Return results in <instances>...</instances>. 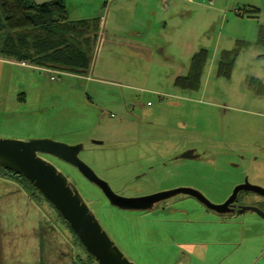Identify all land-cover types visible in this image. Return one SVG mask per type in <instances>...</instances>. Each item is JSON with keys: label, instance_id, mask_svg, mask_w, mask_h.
Wrapping results in <instances>:
<instances>
[{"label": "rangeland", "instance_id": "1", "mask_svg": "<svg viewBox=\"0 0 264 264\" xmlns=\"http://www.w3.org/2000/svg\"><path fill=\"white\" fill-rule=\"evenodd\" d=\"M77 1L75 11L111 13L104 34L98 33L100 44L86 46L88 71L77 78L58 68L47 73L30 48L18 50L19 43L42 40L7 31L0 14V138L81 144L79 157L123 198L191 187L218 203L246 179L264 188V0H178L179 6L174 0ZM135 30L145 43L163 44L170 59L159 57L157 48L146 55L123 42L109 46L105 34L129 42ZM200 50L205 60L192 87L176 88V75L192 68ZM192 148L202 159L178 157ZM41 155L76 184L134 264H207L200 247L195 256L186 252L184 243L191 241L221 243L223 258L208 262L229 264L223 255L233 252L228 243H264V232L248 220L254 211L219 214L185 193L151 210L121 209L76 168ZM31 196V208L20 196L6 209L0 204V243H49L50 259L68 248L76 263L98 264L56 209L35 190ZM234 203L262 207L264 197L240 190ZM241 251L252 257L248 247Z\"/></svg>", "mask_w": 264, "mask_h": 264}, {"label": "water", "instance_id": "2", "mask_svg": "<svg viewBox=\"0 0 264 264\" xmlns=\"http://www.w3.org/2000/svg\"><path fill=\"white\" fill-rule=\"evenodd\" d=\"M102 144L100 140L93 141ZM81 144L74 146L51 139L0 138V167L26 178L69 224L86 251L98 264H134L104 230L95 214L83 199L76 184L41 154L53 155L73 166L89 182L100 188L109 202L125 210H151L161 200L178 193L196 197L207 208L225 213L234 211L233 201L240 190L258 193L264 197V188L250 184L247 179L234 187L222 203L211 202L201 191L191 187L162 190L146 196L123 198L116 194L80 157ZM196 149L184 151L183 158L199 159ZM252 210L264 218V211L257 206H239L238 212Z\"/></svg>", "mask_w": 264, "mask_h": 264}, {"label": "trees", "instance_id": "3", "mask_svg": "<svg viewBox=\"0 0 264 264\" xmlns=\"http://www.w3.org/2000/svg\"><path fill=\"white\" fill-rule=\"evenodd\" d=\"M249 12L257 15L259 9L251 8ZM0 14L7 31L42 40V42L35 40L31 44L19 43L16 47L18 50L23 45L30 48L33 61L38 59L45 67L59 68L76 74L87 72L90 60L86 46L94 38L89 36L93 32L91 27L95 25L97 28L99 20L67 22L64 0H50L43 3H36L34 0H0ZM205 55V50H200L193 56L191 71L184 79L178 80L179 85L189 80V85L183 88L192 87L191 80L197 78L199 65L203 64ZM0 175L15 181L26 192L33 194L35 190L42 196L23 176L2 167H0Z\"/></svg>", "mask_w": 264, "mask_h": 264}, {"label": "crops", "instance_id": "4", "mask_svg": "<svg viewBox=\"0 0 264 264\" xmlns=\"http://www.w3.org/2000/svg\"><path fill=\"white\" fill-rule=\"evenodd\" d=\"M34 1L36 3H43V2L50 1V0H34ZM106 2H107V0H104V5L106 4ZM64 3H65L66 8H67V22H69V23H71V22L72 23H75V22L78 23V22H81L84 20H90V22H91V21H93V19H96L97 21L99 20L97 28L95 25L92 24L93 26L91 28H92L93 32H91L89 34V36L94 37L92 39V42H94V41L97 42L98 33L100 32V27H101L100 17L102 15H104V12L101 11L100 8L96 9L95 7H91L89 10H86L85 12L78 11V10L75 11L74 7L78 5L77 3H79V1H77V0H76V2H75V0H64ZM172 3L177 4L179 6L178 0H174V1H172ZM82 4H83V2H82ZM110 16H111V13L109 12L108 18ZM108 18H107V20H108ZM106 25H107V23H106ZM105 27H103V29H102L103 34L105 32ZM105 35L108 36L109 46H111L112 44L118 46L119 44H121L123 42L124 46L134 48L136 50H140V52L144 51V52H146V55L152 54L153 50L156 48L158 49L157 55H159V57H164V55H167V53L165 54L166 47L163 44H156L155 45V44H151V43H149V44L145 43V41H142L139 38V33L136 30L134 32L133 31L128 32L127 39L129 40V42H126L123 40L120 41L121 38L117 34L115 35L112 33L111 35L110 34H105ZM130 50L131 49H129V51ZM197 53H195L194 55H196ZM168 55L165 58L170 59L169 58L170 56H168ZM165 62H168V60H165ZM191 67H192V63H191ZM45 69H46L45 71L48 73L50 71L49 69H52V68L45 67ZM59 71H61V69ZM63 71H65V70H62L61 72H63ZM190 71H191V69L184 74L178 75V77L176 75V77H177V79L175 77V87L176 88H180V85L182 87H187V85H189V81H184L183 83H182V81H180L182 84L179 85L178 80L184 79L187 76V74L190 73ZM67 72L69 73V74H67L68 76H72L74 78H77L75 76L77 74L69 72V71H67ZM93 72L95 74V71H93ZM83 75H86V74H83ZM83 78H84V76H83ZM49 79H50V77H49ZM59 79L60 78L58 77L56 80H51V79L50 80L51 81H58ZM131 105L134 106V105H136V103H132ZM138 105L141 107L144 106V104H142V103H138ZM126 114H127V116L132 117V118L134 116L133 112H126ZM19 196H20V198L21 197L23 198L22 201L25 202L26 207L30 206V208H31L33 206L32 205L33 200H32V196L30 193H28L24 189H22L15 181L7 179L5 177H2L0 175V204H2L1 209H6L9 202H11L15 205V203L13 201H17V199H20ZM213 212H215V211H213ZM227 213H229V212H227ZM219 214H225V213H219ZM214 215H216V214H214ZM216 216H219V215H216ZM245 217L246 216H244L243 218H245ZM222 218H224V217H222ZM248 220H249V222L250 221L252 222L251 224H253L255 226L258 225L257 229L262 230L260 232V234H262L264 232V219L263 218H261L259 215L255 214V215H249ZM256 235H259V234H256ZM12 244H16V243H0V264H78V263H76L74 257L70 256V252H69L68 248H66V250H63L61 248L58 252H56L58 254V256L54 257V258L52 257V259H50V257H49L50 253L51 254L55 253L54 250L52 249V246H54L52 244L50 245L49 243H46V246H45L44 243H42V244L41 243H25V244H27V246H25V244L22 243L21 247H19L18 244H16L15 246H13ZM184 244H186V250H187L186 252L190 253V255H192V256L196 255L195 250H196V248L200 247L203 251V253H202L203 256L200 255V256H202L200 258H203V260L206 261L207 264H212V262H208L210 260H214L217 258H220V259L223 258V256L222 255L220 256V254L223 252L225 247L219 246V244H221V243H195V242L191 241V243H184ZM228 244L231 248H233V252H232V250H230L228 253L226 252V254H223V255H225L224 256L225 259H230L229 264H264V243H228ZM246 247H248L252 251V257L250 259H247L245 257V255L242 254L241 250H243ZM238 250H240V251H238ZM60 254H61V256H59ZM191 263H192V261H190L188 264H191Z\"/></svg>", "mask_w": 264, "mask_h": 264}, {"label": "built area", "instance_id": "5", "mask_svg": "<svg viewBox=\"0 0 264 264\" xmlns=\"http://www.w3.org/2000/svg\"><path fill=\"white\" fill-rule=\"evenodd\" d=\"M212 4H213V0H209V1H208V5H212ZM108 13H109V11H108V9H107V12L104 11V15H102V16L100 17V20H101L100 33L102 32L103 27L106 26L107 18H108ZM102 38H103V37H102L101 34H100L99 37H98L99 44H100ZM99 44H98V48H97V50L99 49ZM94 63H95V61H93V64H94ZM50 79H51V80H56L57 77H56L55 75H51V76H50ZM148 104H149V102H148Z\"/></svg>", "mask_w": 264, "mask_h": 264}, {"label": "flooded vegetation", "instance_id": "6", "mask_svg": "<svg viewBox=\"0 0 264 264\" xmlns=\"http://www.w3.org/2000/svg\"><path fill=\"white\" fill-rule=\"evenodd\" d=\"M195 154H197L198 155V157H199V159L200 158H202V156H200L201 154H198L197 153V151H195ZM150 167H152V166H150ZM146 172V171H145ZM145 172H144V174H145ZM186 194V193H185ZM187 195H189V194H187ZM238 195V194H237ZM189 196H191V197H193V198H195L197 201H199L196 197H194V196H192V195H189ZM229 197V196H228ZM227 199V198H226ZM225 199V200H226ZM225 200H223V201H221V202H218V203H222V202H224ZM235 201V200H234ZM234 201H233V208H234V211H228L229 213H234V212H238V205H236L235 203H234ZM200 202V201H199ZM200 204H202L201 202H200ZM207 210H211V209H209V208H207L204 204H202ZM161 207V206H160ZM257 207H259L262 211H264V204H262V207H260V206H257ZM163 210H165V208H166V206L165 205H163L162 207H161ZM212 211V210H211ZM245 211H248V210H245ZM244 211V212H245ZM252 211V210H251ZM225 213H227V212H225ZM239 213H243V212H239ZM256 213V212H255ZM258 214V213H257ZM259 215V214H258ZM260 216V215H259ZM261 218H263L262 216H260ZM264 219V218H263Z\"/></svg>", "mask_w": 264, "mask_h": 264}]
</instances>
